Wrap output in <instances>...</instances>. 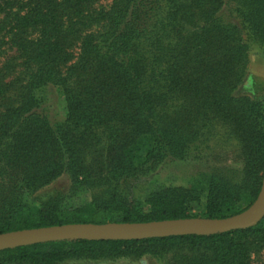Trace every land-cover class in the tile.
<instances>
[{
	"label": "trees",
	"instance_id": "obj_1",
	"mask_svg": "<svg viewBox=\"0 0 264 264\" xmlns=\"http://www.w3.org/2000/svg\"><path fill=\"white\" fill-rule=\"evenodd\" d=\"M99 1L25 0L3 27L16 56L0 64V234L189 218L195 189L160 188L141 203L129 198L128 182L166 159H187L215 123L239 143L244 166L238 184L208 176L204 217L231 216L244 196L253 202L264 174V81L256 98L238 90L249 46L264 48V0ZM224 13L237 23H225ZM48 86L59 88L66 108L56 128L39 111ZM62 175L67 191L25 202ZM84 188L90 201L74 206ZM257 239L264 241V218L210 236L21 246L0 251V264H118L147 248L183 253L168 264H249Z\"/></svg>",
	"mask_w": 264,
	"mask_h": 264
},
{
	"label": "rangeland",
	"instance_id": "obj_2",
	"mask_svg": "<svg viewBox=\"0 0 264 264\" xmlns=\"http://www.w3.org/2000/svg\"><path fill=\"white\" fill-rule=\"evenodd\" d=\"M25 0H0V64L16 56L15 49L11 46L7 35L10 19L19 13L18 8ZM112 0H100L99 8H107ZM225 23L236 24L234 19L229 18L224 13ZM5 24V25H4ZM99 27L93 25L91 32H97ZM73 54H79V48L73 49ZM17 72H21L17 69ZM264 81V48L250 45L245 61V73L243 83L239 87V93L246 94L256 98V87ZM40 100L39 111L44 114L52 127L56 128L62 124L66 117L65 103L59 88L48 86L38 93ZM239 143L219 123L208 126L203 136L190 148V154L185 160L166 159L157 169L147 175H142L136 179H130L128 182V196L137 202L144 203L156 190L160 188H182L195 189L198 199L189 203L186 207V215L189 218H204L207 183L210 175L225 176L233 183L238 184L242 177L243 160L240 157ZM143 157V154L141 155ZM263 179V177H262ZM262 185V182H261ZM70 187V180L67 175H62L54 180L48 186L38 190L34 195L24 197L27 204H33L32 197L35 195L50 192L52 190L67 191ZM257 198V197H256ZM256 200V199H255ZM254 200V201H255ZM90 201L88 190L80 189L74 193L71 203L74 206H80ZM253 202L244 196L232 209L231 216L238 217L248 211ZM249 264H264V241L257 239L249 246ZM153 248H147L145 254L136 261L124 262L118 264H168L176 259L179 254H183L178 249L160 250L157 255L150 251ZM131 260V259H130ZM134 261V262H133ZM61 264H90L87 261L69 260ZM113 264V263H108Z\"/></svg>",
	"mask_w": 264,
	"mask_h": 264
},
{
	"label": "water",
	"instance_id": "obj_3",
	"mask_svg": "<svg viewBox=\"0 0 264 264\" xmlns=\"http://www.w3.org/2000/svg\"><path fill=\"white\" fill-rule=\"evenodd\" d=\"M264 218V174L251 208L238 217L187 218L146 223L70 224L0 234V251L47 242L145 240L171 236H210L256 226Z\"/></svg>",
	"mask_w": 264,
	"mask_h": 264
}]
</instances>
